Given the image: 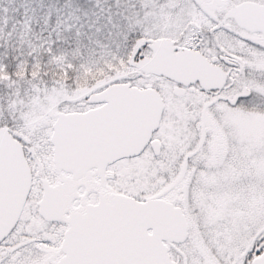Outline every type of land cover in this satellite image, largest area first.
Segmentation results:
<instances>
[{
	"label": "snow or ice",
	"instance_id": "obj_1",
	"mask_svg": "<svg viewBox=\"0 0 264 264\" xmlns=\"http://www.w3.org/2000/svg\"><path fill=\"white\" fill-rule=\"evenodd\" d=\"M0 264H264V0H0Z\"/></svg>",
	"mask_w": 264,
	"mask_h": 264
}]
</instances>
